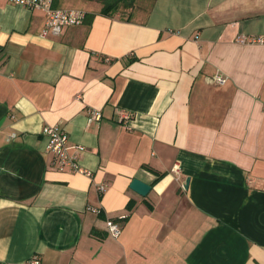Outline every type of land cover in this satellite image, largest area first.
<instances>
[{
	"label": "crops",
	"instance_id": "0c3cea01",
	"mask_svg": "<svg viewBox=\"0 0 264 264\" xmlns=\"http://www.w3.org/2000/svg\"><path fill=\"white\" fill-rule=\"evenodd\" d=\"M53 2L85 22L42 38L0 0V264H264V0ZM53 126L91 177L56 171Z\"/></svg>",
	"mask_w": 264,
	"mask_h": 264
},
{
	"label": "built area",
	"instance_id": "2783aa9c",
	"mask_svg": "<svg viewBox=\"0 0 264 264\" xmlns=\"http://www.w3.org/2000/svg\"><path fill=\"white\" fill-rule=\"evenodd\" d=\"M12 4L26 7L30 10H36L44 14V26L41 32V37L45 38L48 35L58 36L63 29L68 27L81 26L86 19V13L76 9H58L53 8V0H10ZM236 42L238 44H252L261 43V38H245L243 36L237 37ZM212 82L218 86L226 84V78L222 76H215ZM102 116L96 110H91L87 121L99 122ZM121 121L128 128V122L130 117L126 114H121ZM42 136L46 140L45 150L46 153L52 157L56 171L61 173L79 174L87 177H91L92 173L83 169L80 165V159L85 151V147L77 144H73L69 141L67 134L60 130L57 126L44 127ZM172 171L178 174L179 164L173 166ZM105 184L97 186V191L102 194L105 191ZM89 211L95 215L100 214V210L97 208H88ZM125 216H121L119 219H124ZM108 232L113 237H118L120 234V227L118 223L114 221L106 222ZM29 264H39L38 259L33 258L29 261Z\"/></svg>",
	"mask_w": 264,
	"mask_h": 264
},
{
	"label": "trees",
	"instance_id": "16d2710c",
	"mask_svg": "<svg viewBox=\"0 0 264 264\" xmlns=\"http://www.w3.org/2000/svg\"><path fill=\"white\" fill-rule=\"evenodd\" d=\"M102 3L101 13L104 16H108L109 14H114L118 12L120 9L128 10L134 7L135 0H100ZM54 4V2H53ZM53 8L55 6L53 5ZM127 216L123 220H126Z\"/></svg>",
	"mask_w": 264,
	"mask_h": 264
},
{
	"label": "water",
	"instance_id": "95a60500",
	"mask_svg": "<svg viewBox=\"0 0 264 264\" xmlns=\"http://www.w3.org/2000/svg\"><path fill=\"white\" fill-rule=\"evenodd\" d=\"M129 188L137 193L138 195L145 197L147 195V193L150 191V186L147 184H144L143 182L137 180V179H133L130 184H129Z\"/></svg>",
	"mask_w": 264,
	"mask_h": 264
}]
</instances>
